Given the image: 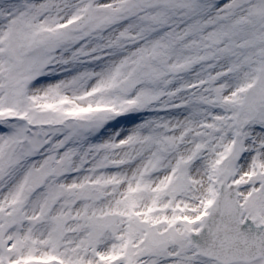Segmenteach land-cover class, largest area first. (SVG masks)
Instances as JSON below:
<instances>
[{
	"label": "snow or ice",
	"instance_id": "obj_1",
	"mask_svg": "<svg viewBox=\"0 0 264 264\" xmlns=\"http://www.w3.org/2000/svg\"><path fill=\"white\" fill-rule=\"evenodd\" d=\"M0 264H264V0H0Z\"/></svg>",
	"mask_w": 264,
	"mask_h": 264
}]
</instances>
